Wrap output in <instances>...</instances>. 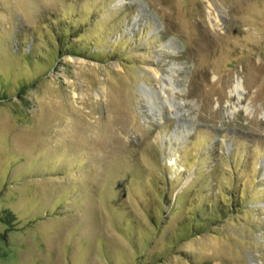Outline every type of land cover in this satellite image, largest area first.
<instances>
[{"label":"rangeland","instance_id":"1","mask_svg":"<svg viewBox=\"0 0 264 264\" xmlns=\"http://www.w3.org/2000/svg\"><path fill=\"white\" fill-rule=\"evenodd\" d=\"M0 264H264V0H0Z\"/></svg>","mask_w":264,"mask_h":264},{"label":"bare ground","instance_id":"2","mask_svg":"<svg viewBox=\"0 0 264 264\" xmlns=\"http://www.w3.org/2000/svg\"><path fill=\"white\" fill-rule=\"evenodd\" d=\"M149 95H150L151 98H155V97H153L151 94H149Z\"/></svg>","mask_w":264,"mask_h":264}]
</instances>
